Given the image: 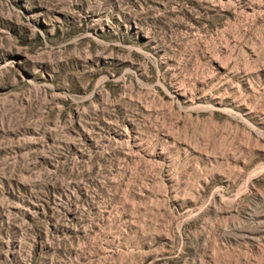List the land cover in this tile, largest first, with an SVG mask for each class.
Instances as JSON below:
<instances>
[{
    "label": "rangeland",
    "instance_id": "rangeland-1",
    "mask_svg": "<svg viewBox=\"0 0 264 264\" xmlns=\"http://www.w3.org/2000/svg\"><path fill=\"white\" fill-rule=\"evenodd\" d=\"M0 264H264V0H0Z\"/></svg>",
    "mask_w": 264,
    "mask_h": 264
}]
</instances>
